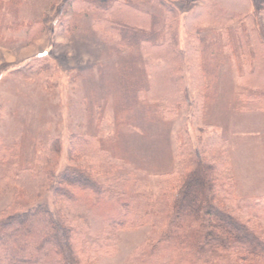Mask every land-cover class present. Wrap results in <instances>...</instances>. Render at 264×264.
Segmentation results:
<instances>
[{"label": "rangeland", "instance_id": "obj_1", "mask_svg": "<svg viewBox=\"0 0 264 264\" xmlns=\"http://www.w3.org/2000/svg\"><path fill=\"white\" fill-rule=\"evenodd\" d=\"M151 1L131 2L149 16L145 22L151 27H146V31L167 33L177 28L179 47L185 52L192 49L193 54L185 60L187 64H192L196 58L200 64L210 65L213 60L208 59H215V72H208L205 79L209 86L205 88L198 81L205 96L199 108L192 105L197 96L192 88L188 90L191 96L188 105H182L178 113L161 116L164 100L160 97L172 96L173 90L169 86L164 89L163 82L158 83L164 79V71H154L159 66H153V62L159 60L167 67L169 63L154 56L144 45L140 49L130 45L117 47L119 37L105 29L107 17L120 20L117 0H113L115 12L103 14L105 20L101 23L94 22V10L86 6L94 4L107 11L108 0H0V146L6 148L0 149L3 163L0 173H12L19 166H34L37 170L45 150H49L53 159L49 164L55 168L40 198L29 199L25 185L9 177L2 178L0 212H5L4 216L36 204L47 205L68 213L73 219L70 221L72 227H81L85 230L84 237L90 234L94 238L93 225L83 219L77 208L57 197L56 192L60 193L63 188L62 172L74 169L97 182H105L116 173H129L144 179L146 193L153 194L172 178L177 168L189 161L186 141L204 150L201 154L196 151L198 161L200 158L205 162L227 161L222 168L230 178L232 195L244 199L243 208L247 207L249 213L264 209V110L252 111L244 107L238 110L235 106L247 103L240 89H253L240 76H247L245 70L249 67L243 65V59L238 61L239 47L233 52L221 45L230 34L224 28H235L236 23L222 25L201 19L210 12L216 17L234 15L241 6L232 1L242 0H221L220 3L211 0L212 7L208 10L204 9L203 1L193 4L181 0H163L161 4ZM246 1L249 12H254L255 29L251 39L255 46L256 39L263 40L264 44V0ZM224 2H230L229 6H224ZM121 15L144 19L125 9ZM29 28L36 29L37 33L32 36ZM220 30L224 32L219 35V42L210 49L209 44L217 41ZM164 49L171 51L167 46ZM259 53L261 59L264 54ZM126 59L137 60L134 75L127 74ZM140 59L145 61V66L138 62ZM260 59L258 57L253 65L257 62L260 65ZM240 64L241 71L238 70ZM141 72L146 76L155 72L159 77L150 83V93L137 95V106L126 113L120 101L121 91L131 79L139 80ZM184 77L188 83L186 72ZM255 79L259 77L254 76L252 82ZM117 108L123 111L119 115V126L114 121ZM114 126H117L115 130ZM98 140L103 147V158L88 153L90 142ZM114 146L118 155L112 157L109 150ZM217 190L215 185L214 191ZM192 195L194 201L200 199L198 194ZM212 202L231 218L230 221L264 238V219L248 218L220 198ZM85 204L90 203L86 201ZM59 210H55L57 217H60ZM96 211L99 215L107 214L102 208ZM115 216L119 213L108 215L109 218ZM212 217L225 224L216 214ZM148 233L146 228L137 231L115 229L110 237L97 238L106 246L99 249L94 246L88 264H130L134 251Z\"/></svg>", "mask_w": 264, "mask_h": 264}, {"label": "trees", "instance_id": "obj_2", "mask_svg": "<svg viewBox=\"0 0 264 264\" xmlns=\"http://www.w3.org/2000/svg\"><path fill=\"white\" fill-rule=\"evenodd\" d=\"M117 1L118 9L113 0H108L107 11L99 9L94 4H87L86 9L94 10L92 17L95 23L103 22L104 15L114 13L116 9L120 20L107 17L105 21L109 23L105 24V29L117 34L119 37L116 41L117 47L130 45V47L140 49L141 45H144V48L152 50L154 56H159L169 63L167 67L159 60L153 62V66H159L154 71L162 70L165 73H161L164 79L158 83L163 82L164 89L169 86L173 90L172 96L160 97L164 100L161 104V116L165 113H178L182 105H188L191 100L188 90L191 91L192 88L197 91L192 105L199 108L202 105L200 102L205 101V96L200 91V83H203L205 88L209 86L205 79L208 77V72H215L217 65L214 62L215 59L211 57L208 59L210 62L213 60L210 65L200 64L196 58L192 64L185 63V60L189 59L193 53L192 49L185 52L179 47L177 28L168 30L167 33L156 30H153V33L150 30L146 31V27H151L148 21L145 22L149 16L142 12L140 7L131 4L133 0ZM152 1L157 4L164 3L163 0ZM181 1L192 4L203 1L205 10L212 7L211 0ZM216 2L220 3L221 0H216ZM232 2L241 6V9H238L234 15L216 17L210 12L201 19L222 25L236 23L235 28L231 26L224 28L230 34L227 35L229 39L221 45L233 52L239 47L238 61L243 59V65L246 68L249 67L245 70L247 76L241 73L240 76L253 89H240L247 103L241 107L238 104L235 106L239 107L238 110L243 107L252 111L264 110V55L261 59L259 55V51L264 54L263 40L256 39L255 46L251 39L255 29L254 12H249L247 1ZM227 3L224 2L223 5L227 6L230 2ZM75 5L79 6L77 2ZM124 9L141 15L144 19L125 18L121 15ZM98 11L102 14L100 15ZM184 25L187 28L186 22ZM36 31V29L29 28L28 33L34 36ZM223 32V30L218 31V39L209 44L210 49H214L216 43L219 42V35ZM187 34L193 39L190 32ZM166 46L170 48V52L164 49ZM236 55L237 53H234V56ZM258 57L261 61L260 65H257L258 62L253 65ZM135 61L126 59L127 74L136 73ZM138 62L141 66L146 65L143 59ZM242 67L240 64L238 70L241 71ZM139 68L141 71L142 67ZM139 70L137 71L140 72ZM184 72L189 79L188 83ZM154 73L146 76L141 72L139 80L130 78V82L123 87L120 101L124 103L126 113L137 106L135 101L137 95L150 93V83L159 77ZM254 76L261 80L255 79V82H252ZM152 94L156 98L155 94ZM119 109L114 117L117 126L120 121L119 115L123 113ZM116 127L114 126V130ZM90 143L92 144L91 147H87V149L90 148L88 153L103 158V147L100 145V140ZM186 146L189 155L187 164L177 168L172 178L167 179V183L159 186L153 194L146 193L144 179L129 173H116L105 182H97L90 180L87 174L74 169H66L60 175L63 188L60 193L56 192L57 197L80 211L83 219L95 228L91 231L95 237L93 238L89 231L87 233L90 237H84L83 228L70 225L73 219L68 213L61 209H50L47 205L36 204L11 216H4L5 212H0V264H88L87 259L91 256L90 250L94 249V246L97 249L106 246L105 242H98L97 238L106 239L113 235L115 229L137 231L142 228H146L149 233L134 251L130 264H264V238L258 234L254 235L255 233L250 234L238 223L230 221L231 218L224 215V212L219 210L212 200L220 198L229 202L240 214L259 221L264 219V209L258 208V211L253 210L249 213L247 207L241 206L244 199L232 195L230 178L222 168L226 160L205 162L203 158H200L201 160L198 161L196 151H200L201 154L204 150L199 147L197 149L188 141H186ZM0 149L6 148L0 146ZM87 149L83 148L84 151ZM48 151L45 150L41 155L40 166L37 170L34 166H19V169L12 173H0V185L2 178L9 177L14 182L26 186L29 199L40 198L44 193L45 183L52 179L55 173V168L49 164V161L53 159ZM109 153L112 157L118 155L115 146L113 150H109ZM1 156L5 157L3 154ZM0 164L3 163L0 161ZM215 185L218 188L217 192L214 191ZM194 193L198 194L199 200L194 201L192 195ZM86 201L90 204L86 205ZM132 206H134L133 211H131ZM107 207L109 210L106 209ZM22 208L26 207L22 206ZM101 208L107 211V214L99 215L96 210ZM114 208L119 209L120 212H116ZM55 210H59L60 217L56 216ZM118 213L119 216L108 217L110 214L118 215ZM213 214L220 217L227 226L233 227V230L214 220Z\"/></svg>", "mask_w": 264, "mask_h": 264}]
</instances>
